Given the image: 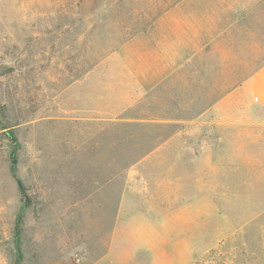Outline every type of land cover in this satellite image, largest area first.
Here are the masks:
<instances>
[{
	"label": "rangeland",
	"instance_id": "374dc122",
	"mask_svg": "<svg viewBox=\"0 0 264 264\" xmlns=\"http://www.w3.org/2000/svg\"><path fill=\"white\" fill-rule=\"evenodd\" d=\"M180 1L0 0V264H89L107 239L98 231L136 208L130 200L165 196L169 183L170 196L183 195L163 155L148 151L192 146L190 134L161 137L192 123L145 120L158 107L133 75L154 23ZM231 2L264 32V0ZM218 180L220 214L213 233L214 220L200 219L210 233L194 235V263L264 264V167L233 170L230 187Z\"/></svg>",
	"mask_w": 264,
	"mask_h": 264
},
{
	"label": "crops",
	"instance_id": "0c3cea01",
	"mask_svg": "<svg viewBox=\"0 0 264 264\" xmlns=\"http://www.w3.org/2000/svg\"><path fill=\"white\" fill-rule=\"evenodd\" d=\"M245 10L225 0H181L154 23L153 48L133 75L147 105L158 107L145 120L163 128L192 123L191 132L161 135L190 134L192 146L148 151L163 155L165 177L182 185L183 195L170 196L169 183L165 196L130 200L136 208L119 209L110 227L98 231L107 239L89 264H195L194 235L210 233L201 231L200 219L214 220L213 233L220 214L218 179L230 187L233 170L264 167L263 21Z\"/></svg>",
	"mask_w": 264,
	"mask_h": 264
},
{
	"label": "trees",
	"instance_id": "16d2710c",
	"mask_svg": "<svg viewBox=\"0 0 264 264\" xmlns=\"http://www.w3.org/2000/svg\"><path fill=\"white\" fill-rule=\"evenodd\" d=\"M8 138L9 140L15 144L16 143V139L13 137V135H11V133H8ZM11 162H12V166L11 168L14 170L15 168V154L14 151L13 153H11ZM23 196L27 199L28 197H26V195H24V193H22ZM18 220H20V217L18 218ZM16 222L15 224V233H14V241H15V249L17 251L18 256H20V244H19V222ZM15 264H18V260L15 262Z\"/></svg>",
	"mask_w": 264,
	"mask_h": 264
}]
</instances>
